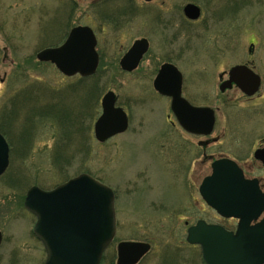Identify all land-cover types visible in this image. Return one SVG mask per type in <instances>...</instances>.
<instances>
[{"label": "rangeland", "instance_id": "374dc122", "mask_svg": "<svg viewBox=\"0 0 264 264\" xmlns=\"http://www.w3.org/2000/svg\"><path fill=\"white\" fill-rule=\"evenodd\" d=\"M105 1L0 0V128L7 112L14 114L6 135L13 147L11 163L0 177V264H45V249L33 232L36 219L23 206L25 195L32 187L52 190L82 174L92 175L117 197V236L103 264H116L121 242L152 246L140 264H204L200 247L187 242L188 226L207 218L233 229V222L222 221L201 202L198 186L209 170L201 172L200 164H191L189 152L178 149L181 130L172 117L171 101L156 94L152 83L160 65L171 59L184 73L188 97L200 96L201 102L199 91L209 90V105L216 108L218 76L253 60L263 77L264 95V0H134L139 15L117 32L97 18L95 8ZM125 4L116 1L108 8ZM187 4L201 8L197 23L185 22L181 13ZM146 8L154 9L147 13ZM79 25L98 35L97 49L104 55L100 73L87 80L68 78L54 65L37 62L39 51L62 45ZM142 38L151 42L142 70L122 72L121 57ZM95 85L96 109L91 101ZM109 91L132 121L128 133L99 143L94 124ZM229 97L217 112L213 135L225 136L214 153L237 159L248 178L264 181V168L253 154L264 144V98L245 102L234 92ZM83 103L86 108L89 104L86 110L92 116L83 115L88 113ZM72 115L73 125L66 119ZM30 122L35 124L31 132L36 129L27 142L23 129ZM62 122L67 126L62 128ZM194 169L196 189L189 183Z\"/></svg>", "mask_w": 264, "mask_h": 264}, {"label": "water", "instance_id": "95a60500", "mask_svg": "<svg viewBox=\"0 0 264 264\" xmlns=\"http://www.w3.org/2000/svg\"><path fill=\"white\" fill-rule=\"evenodd\" d=\"M150 2L151 0H146ZM201 10L194 4L185 6L184 14L198 20ZM97 40L89 27L74 28L64 44L39 51L37 62L51 63L67 77L96 74L99 57ZM146 40L137 41L121 60V68L132 72L148 51ZM221 91L237 85L243 93L254 96L261 87V78L246 66H236ZM183 76L173 65H163L154 86L161 95L172 98V111L181 126L190 133L210 135L215 127V111L197 108L182 95ZM113 92L102 99V116L95 124L96 139L105 143L125 133L127 114L116 107ZM255 154L264 162V149ZM10 148L0 134V176L9 167ZM232 160L222 159L213 165V174L205 179L200 194L209 207L224 218L239 219L236 233L201 221L189 230L187 242L199 245L206 264H264V195L258 180H247ZM25 208L37 218L34 236L46 251L45 264H100L116 237L115 194L111 188L87 174L80 175L51 191L38 187L26 195ZM0 231V246L3 242ZM151 250L142 242H121L116 264H138Z\"/></svg>", "mask_w": 264, "mask_h": 264}, {"label": "flooded vegetation", "instance_id": "af4514ba", "mask_svg": "<svg viewBox=\"0 0 264 264\" xmlns=\"http://www.w3.org/2000/svg\"><path fill=\"white\" fill-rule=\"evenodd\" d=\"M152 1V0H151ZM150 1V2H151ZM108 1L106 0L104 3H102V4H100V5H97L96 6V14H97V18L99 19V21H100V23H101V25H103V26H105V25H109L111 28H112V30L113 31H115V32H117V31H120L121 29H123L125 26H127L128 24H130L131 22H133L134 21V19L137 17V15H139V13H140V11L141 10H139V8H135V6H134V8H101L102 6H104V5H107L106 3H107ZM135 5V4H134ZM98 7V8H97ZM154 8H146V11H147V13L149 12V10H153ZM162 11V10H161ZM163 12V11H162ZM201 13V12H200ZM110 14V16H108V17H106L107 15H109ZM182 15H184L183 16V18L185 17L186 18V20L187 21H189V22H187L186 20H185V18H184V20H185V22L186 23H188L189 25H191V23L190 22H192V23H194V22H196L197 23V21H199V20H190L189 18H187L186 17V15L184 14V9H183V11H182V13H181ZM201 16H202V13H201ZM201 18V17H200ZM80 26H84V25H79V26H75L74 28H76V27H80ZM172 26L170 25L168 28L170 29ZM91 28V27H90ZM161 29H163L164 31L165 30H167V28L166 27H160ZM92 30H93V32H94V35H95V37H96V40H97V45H96V52H97V54H98V59H99V66H98V68H97V72H96V74L95 75H93L91 78H94L98 73H100L101 72V67H102V65H103V63H101V62H103V56L104 55H102V53L99 51V49H97L98 48V43H99V40H98V35H97V33H96V31H95V29H93V28H91ZM72 30H73V28H72ZM71 30V31H72ZM70 31V32H71ZM181 31V30H180ZM163 34V33H162ZM175 37L174 38H176L178 35H179V32H178V30H177V33L176 34H173ZM166 36H168V35H166ZM168 37H170V36H168ZM166 40H167V44L169 45V46H171L170 45V43H169V39L170 38H165ZM141 40H146L147 42H148V51L145 53V55L144 56H142L143 58L141 59V61H140V63H139V65L137 66V68L134 70V71H132V72H128V71H125V70H123L122 68H121V60L123 59L122 57H121V59H120V62H119V68L122 70V72H124V73H126V74H133V73H135V72H137V71H141L142 69H141V67L140 66H142V64L144 63V60H145V58L147 57V55L149 54V52H150V49H151V42L147 39V38H142V39H138V40H136L134 43H133V45L132 46H130L131 48L134 46V44L137 42V41H141ZM131 48L129 49V50H131ZM129 50L124 54V56L129 52ZM253 48L252 49H250L249 50V52H250V55H254V53H253ZM183 51H184V48H183ZM184 54H185V52H183ZM184 54H181L182 56H184ZM123 56V57H124ZM173 65L174 67H176L178 70H179V72L181 73V75L183 76V86H182V95L181 96H183V98L185 99V100H187L189 103H190V105H192V106H194V107H198V108H213L214 110H215V112H216V123L214 124L215 125V127H214V131H215V128H216V124H217V112L219 111V106L220 107H222V105H224L223 103H225V100H226V102L228 103L229 101H230V97H229V93H231V92H234V93H238L239 94V99H241V100H243V101H245V102H252V101H257V100H261V99H263L264 98V95H263V92H261V90H262V87H263V77L255 70L256 68L254 67V65H253V60H250V61H246V63L245 64H240V65H245V66H248L249 68H251V69H253V71L254 72H256L257 74H259L260 75V77H261V88H260V90H259V92H257V94H255L254 96H252V98L251 97H249V96H247L245 93H243V91L239 88V87H237L236 85H233V87L231 88V90H226L225 92H222L221 91V86H222V84L225 82V81H227L228 79H229V74H227V75H225V74H220L219 76H218V78H219V92H220V94L219 95H217L218 96V104H216V108H214L213 107V105L211 106V105H209L210 103V100H211V92L208 90V91H205V89L204 90H201V91H199L200 92V95H201V98H202V101L200 102L199 100H198V98L200 97H198V98H194V99H191L190 97H188V94L186 93V88H185V85H184V83H185V76H184V73H183V71L179 68V66H177V65H175V64H173L172 63V60L171 59H169L168 61H166L164 64H162V65H160V69H158L157 70V73H156V77L158 76V74L160 73V71H161V69H162V67H163V65ZM80 77V76H79ZM81 79H84V78H81ZM156 79V78H155ZM154 82H155V80L153 81V83H152V87L154 86ZM153 90L156 92V94H158L160 97H163V98H165V99H167V100H170L171 102H172V99L171 98H169V97H164V96H162V95H160L157 91H156V89H155V87H153ZM110 92V91H109ZM113 92V91H112ZM210 92V93H209ZM116 98H117V103H116V106L119 108V107H121V106H119L118 104V96H116ZM170 108H171V105L169 106ZM171 110V109H170ZM127 113V112H126ZM172 113V112H171ZM127 115H128V120H129V126H128V129H127V131L125 132V133H123V134H126V133H128V131H129V127H130V122L132 121L131 120V116L129 115V113H127ZM172 115H173V113H172ZM172 117H174V122H175V124L176 125H178L177 127H179L180 128V130H181V137H180V142H179V144H178V149H181L182 147H183V149H184V152H189V154H190V162H191V164H195V165H197V164H200V166L202 167L201 168V172H205V169L204 168H206L207 170H209V172H207L205 175H203V176H201L202 178H201V183H200V185L198 186L199 187V189H198V191H200V187H201V185H202V183L204 182V179H206V178H208V177H210L211 175H212V167H213V163L215 162V161H217V160H221V159H231V160H233V161H235L237 164L236 165H238L239 166V168L243 171V175L245 176V178L247 179V180H258V184H259V188H260V190H261V192L263 193V195H264V181L262 180V179H258V178H248L247 176H246V174H245V169L244 168H246L245 167V165H242L241 164V162H239V161H237V159H232V158H229L228 156H226V155H223V154H220V153H217V154H215L214 153V147H217L218 145H220V143L223 141V138H224V133L223 134H218V135H213L214 134V131H213V133H211L210 135H199V134H195V133H190V132H188V131H186L182 126H181V123H180V121H179V119H178V117L177 116H172ZM122 135V134H121ZM5 136V135H4ZM119 136V135H118ZM117 137V136H116ZM115 138V137H114ZM114 138H112V139H114ZM5 139H6V141H7V143H8V145H9V148H10V158H11V152H12V144L10 143V141H9V139L5 136ZM111 140V139H110ZM250 145H251V143H249ZM24 145V153H27V151H28V148H26V143L25 144H23ZM26 145V146H25ZM264 149V144H260L258 147H256V149L254 150V153L256 152V151H258V150H263ZM180 152H182V151H180ZM253 153V154H254ZM254 158H255V154H254ZM255 161L256 162H258V164H260L263 168H264V162L262 161V160H257V159H255ZM10 163H11V159H10ZM208 167V168H207ZM198 170L197 169H194V170H192L191 171V178H190V181H189V183H190V185H191V187H192V189H196V187L195 186H197V183L199 182V179H198ZM196 191V190H195ZM199 194H200V192H199ZM201 196V195H200ZM201 202L203 203V204H205V206L206 207H208V209H210L215 215H217V217L219 218V219H221L222 221H228V222H233V229L231 230V229H228V227L226 228V227H224V225H221V224H218V223H213V222H211L209 219H207V218H201V219H198L192 226H188L189 225V222L188 221H186L185 222V224H186V226H188L189 228H191V227H193V226H195L199 221H205L206 222V224H209V225H216V226H220V227H223L225 230H227V232L228 231H230V232H235L236 230H237V225L239 224V219H235V218H224V217H222L221 215H219L213 208H211V207H209L208 206V204L206 203V200H204L202 197H201ZM199 203V202H198ZM261 216L259 217V219L258 220H256V222H257V224L259 223V222H261L263 219H264V212L262 213V214H260ZM188 229V228H187ZM189 230V229H188Z\"/></svg>", "mask_w": 264, "mask_h": 264}, {"label": "trees", "instance_id": "16d2710c", "mask_svg": "<svg viewBox=\"0 0 264 264\" xmlns=\"http://www.w3.org/2000/svg\"><path fill=\"white\" fill-rule=\"evenodd\" d=\"M116 1H118V2H121V0L119 1V0H108V2L106 3L107 5H104V6H102L101 8H108L109 7V5L111 4V3H115ZM125 1V8H134V0H124ZM128 3V4H127ZM98 8V7H97ZM108 16H110V14L109 15H107L106 17H108ZM86 80V79H85ZM82 83H84V81H81ZM96 86V85H95ZM95 90V92H94V94H93V96H92V102H93V105L95 106V109H96V106L98 105V103H99V100L97 99V92L99 91L98 90V87L96 86V88L94 89ZM89 98V97H88ZM84 99H86V97L84 98ZM88 100H90V98L88 99ZM86 103H83V112H87L88 110H86L87 108H88V106H89V104H88V106H87V108H86V105H85ZM6 109L7 108H5V110H4V114H5V111H6ZM52 112H48V115L49 114H51ZM43 114H47V112H44ZM11 115H14V114H10L9 112H7V114L4 116V119H5V117H6V119H5V121H4V125L3 126H1V128H0V132L1 133H3L5 136L7 135V134H10V129H8V128H10V127H12V125H10V124H12L11 122L13 121V117L14 116H11ZM16 115V114H15ZM83 115H88V117H89V111H88V113H85V114H83ZM17 116V115H16ZM90 116H92V115H90ZM66 119H67V122H69V124H72L73 125V123L74 122H72L73 121V115H72V117L70 118V116L69 117H66ZM7 120V121H6ZM60 120H62V119H60ZM16 121H18V120H16ZM10 123V124H9ZM34 123V122H33ZM33 123H31L30 122V128H24L23 129V135H25L26 136V138H24V140H26L27 142H29V139H30V136L32 135L31 133H33L34 131H35V129L31 132V129H32V126H34L35 124H33ZM26 124V123H25ZM29 124V123H28ZM80 123H78L77 124V122L75 123V127L76 126H80L79 125ZM9 126V127H8ZM65 126H67L66 124H65V122H62V128L63 127H65ZM7 136H9V135H7ZM66 141H67V139H65V141H61L60 143L61 144H63V145H65L66 144ZM61 157V155L60 154H58V156H57V158H56V160H58L59 158ZM66 165H68V163L66 164ZM108 252V251H107ZM107 252H106V254H105V256H104V258H103V262L101 263V264H103V263H105V261H106V258H107Z\"/></svg>", "mask_w": 264, "mask_h": 264}]
</instances>
